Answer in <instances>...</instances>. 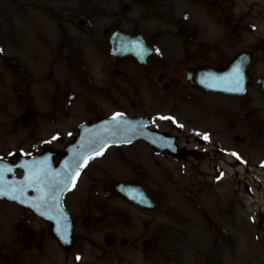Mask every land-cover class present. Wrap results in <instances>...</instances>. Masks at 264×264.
<instances>
[{
    "label": "rangeland",
    "instance_id": "obj_1",
    "mask_svg": "<svg viewBox=\"0 0 264 264\" xmlns=\"http://www.w3.org/2000/svg\"><path fill=\"white\" fill-rule=\"evenodd\" d=\"M107 27L146 31L157 48L156 75L172 84L163 89L164 79L154 76L151 89L149 71L114 63L102 44ZM68 35L73 66L64 58L55 65L56 45ZM243 50L255 57L254 88L264 75V0H0V158L59 148L81 124L118 106L131 115L152 116L153 127L174 132L181 145L204 153L201 160H180L140 143L109 149L82 174L67 200L78 216L77 248L65 253L48 239L40 251L21 250L17 264H264V228L256 226L258 215H264L261 95L258 100L253 89L237 100L188 86L170 90L187 67H222ZM113 64L120 77L103 74ZM89 70L97 73L94 79H86ZM125 72L130 73L123 77ZM51 73L55 82L70 80L74 98L67 105L59 107ZM103 84L114 98L101 91ZM249 99L252 114L236 112L241 105L249 108ZM127 178L146 185L158 203L156 211L143 213L100 196L101 185ZM187 193L199 198V208L187 202ZM97 205L102 215L92 212L84 227L82 219ZM6 214L12 226L17 213ZM96 218L108 224L106 229L93 222ZM1 220L0 243L8 245L11 226ZM110 230L121 239L129 234L131 242L105 248L102 236ZM143 239L154 241L148 251ZM106 253L109 263L102 257Z\"/></svg>",
    "mask_w": 264,
    "mask_h": 264
},
{
    "label": "water",
    "instance_id": "obj_2",
    "mask_svg": "<svg viewBox=\"0 0 264 264\" xmlns=\"http://www.w3.org/2000/svg\"><path fill=\"white\" fill-rule=\"evenodd\" d=\"M111 43L113 55L130 57L141 64L151 54L150 48L140 38L116 34ZM250 61L251 55L243 52L237 55L224 70L199 67L188 71L187 80L192 86L204 91L238 97L249 83L247 66ZM257 86L264 96V79L258 80ZM66 96L61 92L60 100H64ZM149 123L147 119H132L118 114L85 125L80 128L75 141L67 145L58 165L54 164L53 157L56 155L51 152L34 159L19 156L16 164L0 161V199L17 201L31 208L38 215L53 221L52 234L67 248L72 243V221L63 214L61 201L89 156L98 153L106 146L136 140H143L161 152L168 151L177 156L186 153L184 150L179 152L174 137L149 130ZM189 154L196 156L193 152ZM17 167L24 172V176L20 179L12 174ZM109 192L116 193L141 208H153L148 195L132 183H115L110 189L103 190L105 195ZM193 204H196L195 201ZM0 264L5 263L0 262Z\"/></svg>",
    "mask_w": 264,
    "mask_h": 264
},
{
    "label": "flooded vegetation",
    "instance_id": "obj_3",
    "mask_svg": "<svg viewBox=\"0 0 264 264\" xmlns=\"http://www.w3.org/2000/svg\"><path fill=\"white\" fill-rule=\"evenodd\" d=\"M69 25L71 26L72 25V22L71 21H69ZM82 27H84V24L82 25ZM103 34H105L104 36H106L107 34L109 35V33H111V32H109V29L108 28H104L103 29ZM67 34H68V32H67ZM73 54H72V51H71V47L69 46V40H67V38H63L62 40H60L58 43H57V45H56V49L54 50V54H53V57H56V60H55V63L56 62H58V61H62V59L64 58L65 60H66V62L67 63H69V64H72L73 63V56H72ZM105 73H109L110 75H113V76H115V77H120L121 76V71H120V69H118L114 64H113V66L111 67V69L110 70H108V71H105V72H103V74H105ZM91 74V76H93V75H95L94 73H90ZM102 74V75H103ZM154 76H156L155 75V72H154V70L153 71H149L147 74H146V80H147V82L149 83V86L151 87V88H153L154 89V86H155V82H156V77H154ZM54 74H49V80H51L52 79V81L54 80ZM52 81H50V82H52ZM108 85H113L112 83H108ZM102 89L103 90H101L104 94H106V93H108V95L111 93V88H109L106 84H103L102 85ZM107 95V94H106ZM14 210H15V212L17 213V215H18V219H17V221L15 222V223H13L12 224V226H11V233H10V235H12V237H11V240H10V244H8L7 245V243L5 244L4 242H1L0 243V257L1 258H3L4 260H6V261H8L9 260V257H10V255H9V250L10 249H12V248H14V249H16V252H17V255H15V261H19V258H20V252H19V248H18V246H20L21 245V239H22V237H23V235H22V230L25 228V226L27 225V223L29 222V217H27L26 216V212H24L25 210H21V209H19V208H15V207H12ZM103 208V207H102ZM102 208H97L98 210H101ZM14 210H12V211H14ZM91 210L92 211H90L89 213H88V215H86L85 216V218H86V220L88 221V222H91V220H92V217H91V214H92V212L94 213V215H95V213H97V212H99L98 210H94L93 211V208L91 207ZM4 213H0V216H2ZM104 218H103V220L105 219V215L103 216ZM5 219L8 221V217H7V214H5ZM7 221H6V223H7ZM93 222H95V223H97V224H99V225H103L104 226V224L102 223L101 224V222H100V219H97L96 218V221L94 220ZM8 223H9V225H10V221H8ZM3 225H4V223H3V221L1 220V217H0V229L3 227ZM107 226H108V224H106ZM5 226V225H4ZM95 226H98V225H95ZM119 228V227H118ZM22 233H21V232ZM45 229L43 228V227H38V231H37V233H36V235H35V238H33V240H32V243H31V245H37V243H38V238L40 237V236H44V240H46V238H47V235H45ZM127 237V238H126ZM124 239H121L120 238V240H119V244L120 245H122V246H127L128 244H129V242H131L130 240H132V237L128 234L127 236H126ZM144 240V239H143ZM149 241H148V243H145V246L143 245V243H141L142 244V248H143V250L145 251V247L146 246H148L149 247V249L151 248V246L153 245V242L154 241H152L151 239H148ZM143 242V241H142ZM108 256H109V254H104V255H102V257L104 258H102L103 260H105V259H107L108 258ZM125 257H128V256H125ZM99 262H102V261H99ZM105 262H107L106 260H105Z\"/></svg>",
    "mask_w": 264,
    "mask_h": 264
},
{
    "label": "snow or ice",
    "instance_id": "obj_4",
    "mask_svg": "<svg viewBox=\"0 0 264 264\" xmlns=\"http://www.w3.org/2000/svg\"><path fill=\"white\" fill-rule=\"evenodd\" d=\"M167 119V118H166Z\"/></svg>",
    "mask_w": 264,
    "mask_h": 264
}]
</instances>
